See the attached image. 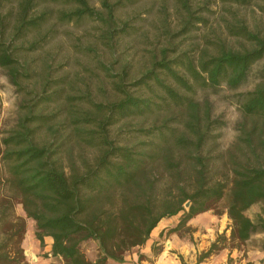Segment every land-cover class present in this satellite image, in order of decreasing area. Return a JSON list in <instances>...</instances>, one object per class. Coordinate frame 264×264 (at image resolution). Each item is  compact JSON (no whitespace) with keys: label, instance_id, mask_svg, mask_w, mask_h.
Segmentation results:
<instances>
[{"label":"trees","instance_id":"obj_1","mask_svg":"<svg viewBox=\"0 0 264 264\" xmlns=\"http://www.w3.org/2000/svg\"><path fill=\"white\" fill-rule=\"evenodd\" d=\"M218 1L247 6L255 0ZM99 2L101 8L90 0H0V67L20 92L32 93L27 83L36 72L29 54L45 49L64 26L94 20L107 27L108 38L137 33L129 20L117 18L116 11L127 3ZM176 2L187 14L184 32L204 21L194 17L193 0ZM227 24L232 35L256 46L244 51L222 47L214 54L204 50L199 58L187 52L170 56L171 49L162 47L139 76H130L127 66L108 74L113 80L106 102L67 92L70 74L58 80L48 74L35 102L23 105L29 111L0 142V264H29L23 246L27 218L35 221L42 246L46 237L53 238L51 256L62 264L123 263L163 218L182 212L169 230L178 233L184 226L191 229L188 222L198 214L219 206L232 221L230 236L219 234L197 263L264 234V163L236 158L227 167L230 178L222 180L212 172L217 159L212 162L202 153L213 129L196 93L223 86L240 90L264 60L263 38L243 23ZM255 77L259 82L237 94L238 103L245 115L264 119V63ZM84 101L91 108L78 104ZM50 105H57V112L43 110ZM133 120L137 123L115 131L119 123ZM44 127L43 137L36 136ZM87 149L95 151L93 158L82 152ZM259 203L262 210L254 220L246 212ZM17 204L26 216L17 214ZM90 240L98 244L95 259L83 248ZM259 242L264 251V238Z\"/></svg>","mask_w":264,"mask_h":264},{"label":"rangeland","instance_id":"obj_2","mask_svg":"<svg viewBox=\"0 0 264 264\" xmlns=\"http://www.w3.org/2000/svg\"><path fill=\"white\" fill-rule=\"evenodd\" d=\"M123 1L127 3V6L116 11L117 18L129 20L130 24L137 28L135 31L137 33L128 37L108 38L107 27L94 20L79 25V27L73 24L64 26L58 38L45 49L29 54L32 68L36 72L35 77L27 83L28 88L32 90L30 95L20 92L11 83L7 71L0 67V142L15 127L19 118L29 111V108H23V105L35 102L37 91L42 90L44 80L50 73V77L54 80L70 74L68 77L70 82L68 81L69 84L66 86L67 92L85 96L96 102H106L111 99V80H113L111 75L123 71L127 66L130 76H139L142 71H146L151 66L154 53L162 47L167 46L171 49L170 56L187 52L199 58L204 50L214 54L222 47L244 51L256 46L254 41L246 37L232 35L227 29V22L243 23L259 39H264V12L261 9L264 0H255L247 6L223 4L218 0H193L192 10L196 12L194 17L204 18V21L196 23L197 27L187 32H184L187 14L176 0ZM90 2L95 7L101 8L99 0H90ZM118 22L121 24L120 20ZM79 45L84 48L82 52L76 47ZM262 63L264 60L254 66V73L249 84L240 90L233 91L223 86L217 90H202L195 95L200 102L201 114L208 116L209 127L213 129L212 138L202 153H206L212 162L217 159L212 172L215 177L222 180L230 178L227 177L229 176L227 167L236 158L242 163L255 165L264 163V119L245 115L240 109L237 97V94L242 91L254 89L259 82H255V72ZM71 82L74 85L73 89H69ZM78 104L83 108H91V105L85 101L78 102ZM42 107L47 113L57 112L58 109L57 105ZM35 111H39L38 108ZM151 121H146V124ZM126 123L136 124L137 120L121 122L114 127L115 131L121 129ZM45 130V127L39 129L36 136L43 137ZM79 151V148H75V154ZM82 152L89 158L95 155L94 150L87 149ZM188 204L190 201L185 203L186 208H189ZM16 206L17 214L26 216L22 204ZM219 208L217 210L221 211V214H217V210L206 211L214 214L219 223L226 228L221 232L216 231L215 240L221 233L226 232L228 236L231 233L232 221L227 212L222 211L223 207L219 206ZM261 210L262 204H255L246 214L255 220ZM201 214L205 212L197 216ZM206 216L204 215L200 220L202 226L199 228L200 233L196 232L197 228L189 229L184 226L178 232L180 237L193 243H199L202 237L207 239L208 237L203 233L212 230L208 231L205 227H212L211 223L215 221H211ZM29 222L35 224L36 228L35 221L27 218V231ZM262 238L264 235L256 237L250 245L259 244ZM25 239H27L26 243H29L30 237L27 233ZM30 241L33 242V240ZM29 245L31 244L26 246ZM83 248L88 258L97 257L98 244L96 241L86 242ZM239 250L246 255L247 244L241 246ZM27 251L29 250L25 249L26 256L29 254ZM32 263L39 264L38 262ZM246 264L250 263L246 262Z\"/></svg>","mask_w":264,"mask_h":264},{"label":"crops","instance_id":"obj_3","mask_svg":"<svg viewBox=\"0 0 264 264\" xmlns=\"http://www.w3.org/2000/svg\"><path fill=\"white\" fill-rule=\"evenodd\" d=\"M207 215L206 218L215 221L212 227L206 226L208 231L203 235L208 238H201L199 243L187 242L183 240L176 232L169 230L176 227L181 219V214L163 218L159 224L153 229L149 239L145 244L137 246L125 257V262L114 264H264V251L260 247V242L257 245H250L256 237H262L264 234L255 235L246 242V255L237 248L223 249L212 254L204 261L197 263L198 257L202 251H207L211 244L215 241L216 231L221 232L226 229L219 223L216 216L212 213L205 212L197 217H194L188 222V226L197 228V233H200V220ZM221 221V220H220ZM35 224H28L27 236L30 237L29 243L24 241V247L29 250L27 258L30 262H38L39 264H62V260L58 257L51 256L53 238L48 236L45 238V245L42 246L41 241L35 237ZM30 240H33L31 243ZM31 244L29 246H26ZM244 246V245H243ZM44 254V256H42Z\"/></svg>","mask_w":264,"mask_h":264},{"label":"water","instance_id":"obj_4","mask_svg":"<svg viewBox=\"0 0 264 264\" xmlns=\"http://www.w3.org/2000/svg\"><path fill=\"white\" fill-rule=\"evenodd\" d=\"M190 204H188V206H189Z\"/></svg>","mask_w":264,"mask_h":264}]
</instances>
